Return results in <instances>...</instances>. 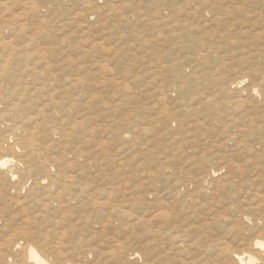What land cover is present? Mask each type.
Here are the masks:
<instances>
[{
	"label": "rangeland",
	"instance_id": "1",
	"mask_svg": "<svg viewBox=\"0 0 264 264\" xmlns=\"http://www.w3.org/2000/svg\"><path fill=\"white\" fill-rule=\"evenodd\" d=\"M0 21L6 47L33 54V37L56 84L68 79L60 136L37 128V177L74 176L59 189L78 202L58 209L28 179L3 239L37 216L30 244L64 232L84 264H235L222 247L264 240V0H0ZM161 209L167 224L150 220ZM176 227L180 249L162 237Z\"/></svg>",
	"mask_w": 264,
	"mask_h": 264
},
{
	"label": "bare ground",
	"instance_id": "2",
	"mask_svg": "<svg viewBox=\"0 0 264 264\" xmlns=\"http://www.w3.org/2000/svg\"><path fill=\"white\" fill-rule=\"evenodd\" d=\"M30 8L34 6L31 4ZM28 21L29 17L26 18L25 15L12 29L24 32ZM7 28V23L0 21V217L9 205L23 210L19 187L20 185L23 187L28 179L32 180L31 189L44 192L46 203L56 202L58 209L76 205L77 201L72 202L75 200L73 190L62 192L63 189H59L61 186L71 187L74 176L54 173L52 185L51 183L45 185L43 179L37 177L41 173L49 172L47 164L39 156L40 151L36 149L35 143L39 139L37 128L40 125L42 130L50 131L51 135L60 136L54 115L63 105L58 104L56 97L60 95L58 87L70 88L68 79L56 84L48 68L49 64H42L40 61L42 55L33 37L27 39L28 48L35 51L33 54H25L21 48L13 47L11 42L9 44L12 47H6L3 39ZM32 29L35 32L39 31L36 27ZM76 87H82L80 81L76 82ZM256 89L244 90H247L246 94L249 95ZM71 101L67 98L65 103L70 104ZM251 101L253 103V100ZM50 174L51 172L48 173V177ZM54 182L57 183L56 187H53ZM46 203L42 205L44 210L51 209ZM124 215L132 217L129 212H125ZM33 218L20 216L18 221L21 229L7 239H3L0 234V264H84L85 255L75 253V246L79 244L68 239L64 232H56L49 236L50 231L45 230L42 236L43 243L41 242L38 247L32 246L28 237L35 233L37 216ZM170 218V212L161 209L150 220L167 224ZM179 227L162 235L175 249L183 248L186 243L182 235L176 234ZM4 247L7 250V257L1 251ZM220 254L222 257L231 258L235 264H264V240L256 239L247 251L237 252L225 246L220 249Z\"/></svg>",
	"mask_w": 264,
	"mask_h": 264
}]
</instances>
